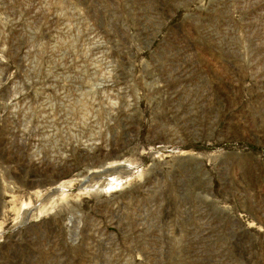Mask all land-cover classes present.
Wrapping results in <instances>:
<instances>
[{
    "label": "rangeland",
    "instance_id": "rangeland-1",
    "mask_svg": "<svg viewBox=\"0 0 264 264\" xmlns=\"http://www.w3.org/2000/svg\"><path fill=\"white\" fill-rule=\"evenodd\" d=\"M0 264H264V0H0Z\"/></svg>",
    "mask_w": 264,
    "mask_h": 264
},
{
    "label": "bare ground",
    "instance_id": "bare-ground-1",
    "mask_svg": "<svg viewBox=\"0 0 264 264\" xmlns=\"http://www.w3.org/2000/svg\"><path fill=\"white\" fill-rule=\"evenodd\" d=\"M108 184H110L109 182L107 183V186H108ZM114 185V184H113Z\"/></svg>",
    "mask_w": 264,
    "mask_h": 264
}]
</instances>
